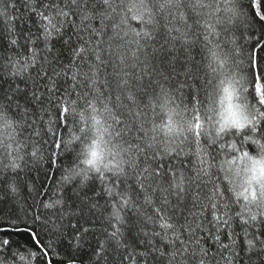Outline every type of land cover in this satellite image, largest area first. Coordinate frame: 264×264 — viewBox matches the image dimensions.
Returning <instances> with one entry per match:
<instances>
[{
    "label": "snow or ice",
    "instance_id": "obj_1",
    "mask_svg": "<svg viewBox=\"0 0 264 264\" xmlns=\"http://www.w3.org/2000/svg\"><path fill=\"white\" fill-rule=\"evenodd\" d=\"M0 264H264V0H0Z\"/></svg>",
    "mask_w": 264,
    "mask_h": 264
}]
</instances>
